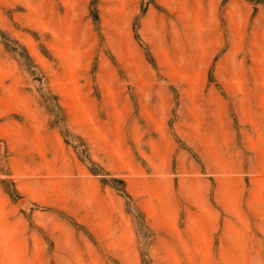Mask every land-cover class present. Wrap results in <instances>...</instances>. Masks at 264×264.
<instances>
[{"label": "rangeland", "instance_id": "rangeland-1", "mask_svg": "<svg viewBox=\"0 0 264 264\" xmlns=\"http://www.w3.org/2000/svg\"><path fill=\"white\" fill-rule=\"evenodd\" d=\"M0 264H264V0H0Z\"/></svg>", "mask_w": 264, "mask_h": 264}, {"label": "water", "instance_id": "water-1", "mask_svg": "<svg viewBox=\"0 0 264 264\" xmlns=\"http://www.w3.org/2000/svg\"><path fill=\"white\" fill-rule=\"evenodd\" d=\"M21 201H23V203H22V204H20V205H24V204H25V200H21Z\"/></svg>", "mask_w": 264, "mask_h": 264}]
</instances>
